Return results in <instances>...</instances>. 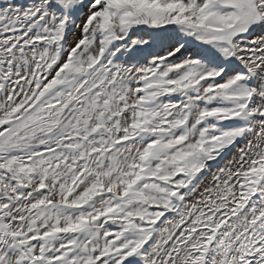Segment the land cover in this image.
Returning <instances> with one entry per match:
<instances>
[{
  "label": "snow or ice",
  "instance_id": "1",
  "mask_svg": "<svg viewBox=\"0 0 264 264\" xmlns=\"http://www.w3.org/2000/svg\"><path fill=\"white\" fill-rule=\"evenodd\" d=\"M0 264H264V0H0Z\"/></svg>",
  "mask_w": 264,
  "mask_h": 264
}]
</instances>
